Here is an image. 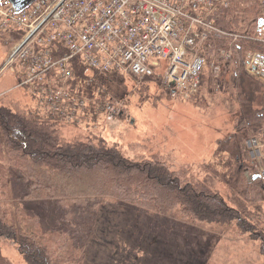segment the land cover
I'll return each mask as SVG.
<instances>
[{"label": "trees", "instance_id": "16d2710c", "mask_svg": "<svg viewBox=\"0 0 264 264\" xmlns=\"http://www.w3.org/2000/svg\"><path fill=\"white\" fill-rule=\"evenodd\" d=\"M260 1L233 0L216 14L220 29L241 37H214L217 47L232 51L233 56L221 60L220 74L207 69L201 85L212 77L219 80L224 69L231 70L232 94L239 106L236 130L218 141L214 154L219 164L226 163L233 171L232 178L226 180L231 189L228 199L215 191L212 178L191 176L158 157L132 161L118 145L99 136L70 140L61 133L64 120L39 106L30 109L19 102L0 100V240L16 245L27 264H89L85 257L101 213L108 202L117 201L135 211L179 216L188 222H236L240 232L261 242L264 255V172L249 180L244 160L246 141L264 133V83L247 71L250 55L264 51V9ZM244 12H250L249 16ZM255 13L256 18L251 19ZM0 35L12 37L11 44L20 38V34L11 32L0 31ZM58 53L64 55L66 51L59 49ZM73 67V91L92 98L100 89L99 95H106L102 75L88 71L80 59L74 60ZM146 80L161 84L159 77ZM32 201L53 206L55 213L36 214ZM111 235L123 241L118 234ZM53 241L56 250L50 246ZM94 245L91 243V247ZM0 264H11L1 248Z\"/></svg>", "mask_w": 264, "mask_h": 264}, {"label": "rangeland", "instance_id": "374dc122", "mask_svg": "<svg viewBox=\"0 0 264 264\" xmlns=\"http://www.w3.org/2000/svg\"><path fill=\"white\" fill-rule=\"evenodd\" d=\"M244 14L248 17L250 12ZM11 41L12 37L0 35V100L9 104L19 102L31 109L38 106L37 100L26 88L18 87L16 69L5 66ZM225 70L227 74L222 76ZM224 71L219 80L212 77L205 81L200 94L191 99L170 94L154 81L109 73L102 76L101 82L106 95H99L100 89L92 98L84 94L89 99L86 115L80 123L64 122L61 133L70 140L99 136L118 145L132 161L158 157L191 176L212 178L215 191L228 199L231 189L226 180L232 178L233 171L226 163L219 164L214 154L218 141L235 132L239 106L232 94L231 70ZM212 74H216L213 69ZM252 138L264 143V133ZM249 140L244 145V160L251 180L254 174L264 172V154H253ZM261 151L264 153V149ZM32 202L33 211L40 216L55 213L53 206ZM178 217H160L110 201L101 213L85 260L89 264H264L261 242L240 232L236 222L211 225ZM112 232L123 241L115 239ZM91 243L95 245L91 247ZM50 246L57 249L55 241ZM0 248L11 264H27L16 245L0 240Z\"/></svg>", "mask_w": 264, "mask_h": 264}, {"label": "built area", "instance_id": "2783aa9c", "mask_svg": "<svg viewBox=\"0 0 264 264\" xmlns=\"http://www.w3.org/2000/svg\"><path fill=\"white\" fill-rule=\"evenodd\" d=\"M232 2L34 0L18 11L12 0H0V31L20 34L5 66L16 69L18 87L26 88L39 108L67 123H80L89 101L71 89L75 59L103 77L112 72L141 81L159 77L163 88L191 99L207 69L218 75L221 60L232 59V51L217 47L214 39L241 37L216 25V14ZM247 71L264 83V51L250 55ZM248 144L253 154H264L257 138Z\"/></svg>", "mask_w": 264, "mask_h": 264}, {"label": "water", "instance_id": "95a60500", "mask_svg": "<svg viewBox=\"0 0 264 264\" xmlns=\"http://www.w3.org/2000/svg\"><path fill=\"white\" fill-rule=\"evenodd\" d=\"M18 11H21L30 6L34 0H12Z\"/></svg>", "mask_w": 264, "mask_h": 264}]
</instances>
